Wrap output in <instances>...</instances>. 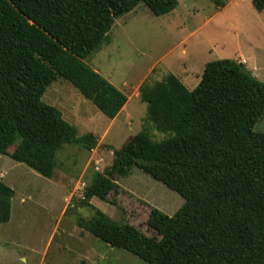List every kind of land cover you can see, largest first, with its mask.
<instances>
[{
	"label": "trees",
	"instance_id": "16d2710c",
	"mask_svg": "<svg viewBox=\"0 0 264 264\" xmlns=\"http://www.w3.org/2000/svg\"><path fill=\"white\" fill-rule=\"evenodd\" d=\"M140 2L154 15L177 5V0H0V154L50 178L64 145L95 146L92 133L79 135L41 96L59 75L114 118L126 95L83 60L109 41L115 18ZM252 3L264 9V0ZM138 91L148 121L170 133L153 140L138 132L113 149L110 167L93 174L77 204L89 206L93 197L109 201L118 190L115 176L136 166L183 197L172 220L195 240L171 233L147 236L99 209L89 218L77 216V226L146 264H264V132L253 130L264 114V82L225 57L206 62L192 89L168 74L152 84L143 81ZM13 194L0 177V223L10 218Z\"/></svg>",
	"mask_w": 264,
	"mask_h": 264
},
{
	"label": "rangeland",
	"instance_id": "374dc122",
	"mask_svg": "<svg viewBox=\"0 0 264 264\" xmlns=\"http://www.w3.org/2000/svg\"><path fill=\"white\" fill-rule=\"evenodd\" d=\"M221 1L177 0L162 15L140 2L115 18L109 41L83 60L126 95L114 118L59 75L47 86L41 99L60 109L79 135L92 133L96 144L91 150L64 145L56 152L50 178L0 154L1 180L14 191L10 218L0 223V264H146L77 226V216L89 218L96 209L147 236L171 233L185 242L195 240L172 220L183 197L136 166L115 176L118 190L109 201L93 197L89 206L77 201L93 174L110 167L113 149L138 132L153 140L170 133L148 121L138 91L143 81L152 84L173 74L192 89L206 62L228 57L264 82V9L257 10L252 0ZM253 130L264 132V114Z\"/></svg>",
	"mask_w": 264,
	"mask_h": 264
}]
</instances>
